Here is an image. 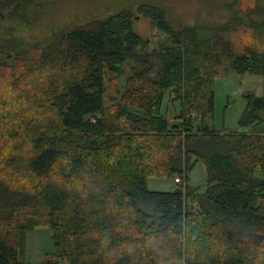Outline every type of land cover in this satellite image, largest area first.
I'll list each match as a JSON object with an SVG mask.
<instances>
[{"label": "trees", "instance_id": "trees-1", "mask_svg": "<svg viewBox=\"0 0 264 264\" xmlns=\"http://www.w3.org/2000/svg\"><path fill=\"white\" fill-rule=\"evenodd\" d=\"M31 1L0 0V18ZM252 2L178 27L142 3L165 34L151 48L125 8L20 49L0 30V264H34L18 236L37 224L54 246L40 264H264V9L244 18ZM224 60L262 78L242 130L210 122ZM196 161L203 188L189 182ZM151 175L179 180L150 189Z\"/></svg>", "mask_w": 264, "mask_h": 264}, {"label": "rangeland", "instance_id": "rangeland-1", "mask_svg": "<svg viewBox=\"0 0 264 264\" xmlns=\"http://www.w3.org/2000/svg\"><path fill=\"white\" fill-rule=\"evenodd\" d=\"M142 3H153L162 7L164 15L175 27L220 23L231 18L238 7L246 9L253 4L252 0H243L239 6L235 4L236 0H32L27 4L20 2L16 6L17 10L12 13L5 12L0 18V30L10 32L15 38L16 48L20 49L34 42L45 44L73 26L104 18L125 8L135 14L133 28L141 36L148 38L147 48H151L165 34L152 24L149 15L143 11L137 12ZM255 3L250 14L241 16L246 19H260L259 11L264 9V0H255ZM248 91L261 94V75L237 73L224 60L214 81V109L210 121L214 127L244 129V126L239 125L238 119L246 104L244 93ZM168 97L166 94L163 98L161 108H167V116L174 120V106L167 101ZM176 180L179 177L151 175L146 186L150 189H169ZM205 180L204 166L201 161H196L189 171V182L203 188ZM18 237V259L22 262L40 264L46 253L54 250L52 231L47 225L21 230ZM60 261L61 264H67L64 259ZM167 264H183V261H169Z\"/></svg>", "mask_w": 264, "mask_h": 264}, {"label": "crops", "instance_id": "crops-1", "mask_svg": "<svg viewBox=\"0 0 264 264\" xmlns=\"http://www.w3.org/2000/svg\"><path fill=\"white\" fill-rule=\"evenodd\" d=\"M37 226H43V225H35L34 227H37ZM44 226H46V225H44Z\"/></svg>", "mask_w": 264, "mask_h": 264}]
</instances>
